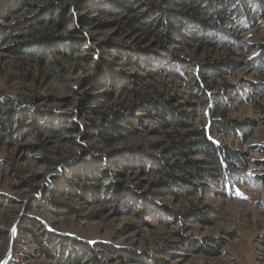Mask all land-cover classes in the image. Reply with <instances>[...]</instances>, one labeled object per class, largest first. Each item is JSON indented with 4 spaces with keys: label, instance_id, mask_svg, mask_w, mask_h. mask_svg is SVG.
Segmentation results:
<instances>
[{
    "label": "rangeland",
    "instance_id": "374dc122",
    "mask_svg": "<svg viewBox=\"0 0 264 264\" xmlns=\"http://www.w3.org/2000/svg\"><path fill=\"white\" fill-rule=\"evenodd\" d=\"M52 1L66 9L65 25L50 22L60 9L41 17L38 7ZM83 1L33 0L11 18L22 26L0 43V99L32 104L37 116L13 123L8 139L0 114V264H95L80 250L70 262L66 248L65 255L59 250L72 244L55 250L44 230L95 246L105 264H264V3L261 9L248 3L249 23L224 11L225 29L236 40L228 36L210 46L206 39H176L173 49L182 59H207L218 68L206 71L198 87L185 61L175 64L158 49L159 13L150 15L147 3L105 12L84 9ZM82 16L86 25L78 23ZM132 19L135 32L125 30ZM72 34L79 45L52 47L43 59L42 51L28 47L34 38ZM13 46L21 51L13 53ZM140 48L150 52L140 62L126 55ZM228 58L232 66L218 65ZM205 87L211 91L206 103ZM165 100L177 113H188L187 125L163 127L152 118ZM222 113L255 122L235 135H216L247 163L245 173L223 181L201 151L186 156L169 150L184 137L194 140L186 134L208 115ZM135 150L147 157L137 161ZM112 152L122 156L107 159L101 172L71 171ZM189 160L200 161L203 175L181 168ZM159 161L173 167V178Z\"/></svg>",
    "mask_w": 264,
    "mask_h": 264
},
{
    "label": "trees",
    "instance_id": "16d2710c",
    "mask_svg": "<svg viewBox=\"0 0 264 264\" xmlns=\"http://www.w3.org/2000/svg\"><path fill=\"white\" fill-rule=\"evenodd\" d=\"M33 0H0V43L2 40L6 39L8 35L12 34L13 31H17L22 25L18 22L17 24L12 22L13 16L29 6ZM145 2L150 6V15L154 12L159 13V19L161 24V29H157L154 33L155 43L161 51L167 53V57L170 61L175 64L180 63V61H185L188 67L193 70V83L198 87L201 86L202 79L206 76V71L208 70H218V68L211 66L207 59L204 60H192V59H182L180 54L173 49V44L177 38H187L191 37L193 39H206L207 45L213 46V41L227 40L228 36L233 40L236 37L229 34L225 29L226 21V11H234L236 16H238L239 21L242 23H249L251 18L248 15V3L254 2L261 9L260 4L264 3V0H156V2H151L149 0H84L82 8L91 10H100L105 12H115V11H133L134 4ZM221 7V8H220ZM40 15L41 17L47 15H53V13L60 9L58 20H50L53 24L60 27L65 25L66 9L60 4H56L52 1L48 5H41ZM220 8V9H219ZM42 18H37L34 21H41ZM1 21L7 22V24L1 23ZM135 20L132 19L125 30L137 31ZM78 23L80 25H86L88 20L85 16L78 18ZM63 37H56L55 35L41 36L34 38L29 43H34L29 45L34 51H42L44 55L52 51V47L56 51H60V47L74 48L80 44L74 35ZM262 54H264V44L260 46ZM11 51L15 54L21 51L18 47H11ZM150 52L144 49H137L132 53H126L128 56H135L137 62H140V58L149 55ZM232 66L234 61L231 58L224 59L218 62V65ZM107 72L110 74L109 66H106ZM202 92L205 95L204 102L210 99L211 91L208 88H203ZM215 108V107H214ZM157 111L160 114L150 113L152 118H159L160 125L166 127L169 124H181L187 125V122L183 120L185 115L188 113L183 111L182 113H177L172 107L170 101H161L156 106ZM213 110L211 106L206 108L207 112ZM215 110V109H214ZM205 111V113H206ZM214 112V111H213ZM32 104L22 106L19 101H12L10 98L6 97L0 99V114L3 116L1 120V128L8 132L5 137L12 138V124L18 123L23 124L24 120L28 117L36 120L37 116ZM162 114L168 115L170 120L166 119ZM207 119L201 123L198 128H193L186 134L189 138L194 137L192 141H186L185 137L177 144L170 146L169 150L174 153H181L184 155H189L190 151L197 149L202 152L207 157L210 167H212L220 178V180H225L230 177L241 176L246 170V159L241 151L235 150L231 146L220 141L216 135H235L240 133L246 125H255L254 121L240 122L237 120L226 119L223 113L217 117L213 115H208ZM191 127V126H189ZM117 128V127H115ZM100 136L107 142L111 143L113 138L111 135L106 134L104 131L100 130ZM132 155L136 156V160L142 162L146 154L135 150ZM117 152H112L104 157L97 156L93 157V160L87 166L86 162H80L79 165L73 166L71 171L74 175L85 174L88 175V171L93 173L101 172V169L105 165L107 159H112V161L117 162L122 155H116ZM124 163L128 161V157L122 160ZM161 165V170L167 176L173 178V167L168 166L166 163L159 161ZM81 167V172L79 171ZM182 169L188 168L192 175H203L205 170L202 167L200 161L189 160ZM86 171V172H85ZM260 182L264 185V172L259 177ZM61 181L68 182L66 178H61ZM157 188H161L162 184H157ZM83 189V188H82ZM183 216V214H181ZM36 225L39 222L33 221ZM35 239L36 243L39 245L40 249L47 253L49 256H53L49 247L44 243V241L34 234L31 230L26 229ZM44 237L50 246H53L55 250H58L60 245H65L69 241L72 245L68 248L64 246L59 250V253L65 255L66 251L69 253L68 258L70 262L77 261L79 259V251H82L85 256H90L95 264H105V261L100 258L97 253L95 246L88 244L87 242L77 241L74 238H65V236L56 234L51 230H44ZM57 242V243H56ZM107 249H110L107 247ZM54 250V251H55ZM119 256H122L121 252L115 251ZM67 258V257H66ZM77 262H74V264Z\"/></svg>",
    "mask_w": 264,
    "mask_h": 264
}]
</instances>
